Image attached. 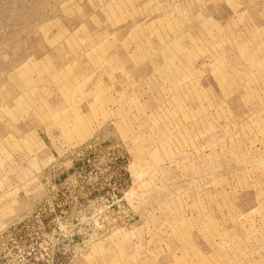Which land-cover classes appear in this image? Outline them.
Returning <instances> with one entry per match:
<instances>
[{
  "label": "rangeland",
  "instance_id": "1",
  "mask_svg": "<svg viewBox=\"0 0 264 264\" xmlns=\"http://www.w3.org/2000/svg\"><path fill=\"white\" fill-rule=\"evenodd\" d=\"M0 264H264V0H0Z\"/></svg>",
  "mask_w": 264,
  "mask_h": 264
}]
</instances>
